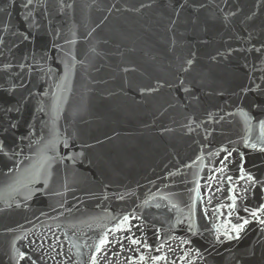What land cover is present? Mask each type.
<instances>
[{"label": "water", "instance_id": "95a60500", "mask_svg": "<svg viewBox=\"0 0 264 264\" xmlns=\"http://www.w3.org/2000/svg\"><path fill=\"white\" fill-rule=\"evenodd\" d=\"M262 149L264 0H0V264H264Z\"/></svg>", "mask_w": 264, "mask_h": 264}, {"label": "snow or ice", "instance_id": "6c2138e0", "mask_svg": "<svg viewBox=\"0 0 264 264\" xmlns=\"http://www.w3.org/2000/svg\"><path fill=\"white\" fill-rule=\"evenodd\" d=\"M253 147H255V145H253ZM262 150H264V149H262ZM249 179H251V177H249ZM252 215L255 216L256 212H253ZM124 220H125V222H127L128 218L125 217ZM247 223H248V221L245 220L244 224H247ZM261 223H264V221H261ZM233 230L234 231H239V228H234ZM108 243H109V241H108L107 237H105V239L101 241V246L106 245ZM132 243L133 244H137V243H139V241L133 240ZM140 259L143 260V257H141ZM93 264H95V257H93Z\"/></svg>", "mask_w": 264, "mask_h": 264}]
</instances>
